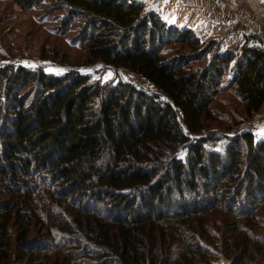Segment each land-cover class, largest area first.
<instances>
[{"label": "trees", "instance_id": "trees-1", "mask_svg": "<svg viewBox=\"0 0 264 264\" xmlns=\"http://www.w3.org/2000/svg\"><path fill=\"white\" fill-rule=\"evenodd\" d=\"M14 1L157 91L0 66V264H264V137L211 132L223 93L263 108L264 52L141 0Z\"/></svg>", "mask_w": 264, "mask_h": 264}, {"label": "rangeland", "instance_id": "rangeland-1", "mask_svg": "<svg viewBox=\"0 0 264 264\" xmlns=\"http://www.w3.org/2000/svg\"><path fill=\"white\" fill-rule=\"evenodd\" d=\"M141 1L144 2L145 12L155 11L170 24L188 27L203 42H215L214 49L240 54L248 34L264 30V0ZM55 16L56 13L48 11L43 5L22 9L14 0H0V66L23 65L32 69L42 68L57 75L76 69L103 84L123 80L139 88L157 91L149 80L127 69L110 67L102 62L88 63L87 52L78 42L77 33L60 31ZM217 20L219 23L214 24ZM206 23L216 26L208 35L199 28L200 24ZM212 118L211 132L235 135L240 133V127H247V131L259 138L264 137V106L248 118L243 105L231 92L223 93L213 105ZM229 126L233 127L230 131L227 130ZM216 142L208 145L221 144L222 141Z\"/></svg>", "mask_w": 264, "mask_h": 264}, {"label": "built area", "instance_id": "built-area-1", "mask_svg": "<svg viewBox=\"0 0 264 264\" xmlns=\"http://www.w3.org/2000/svg\"><path fill=\"white\" fill-rule=\"evenodd\" d=\"M232 26H234V24H231ZM247 44L249 46H252L253 48L264 52V30L263 29H259L256 31H251L248 34V39H247ZM146 91H149L148 89L145 88ZM247 127H240V129L238 130L240 133L243 131H247ZM189 134V133H187Z\"/></svg>", "mask_w": 264, "mask_h": 264}, {"label": "crops", "instance_id": "crops-1", "mask_svg": "<svg viewBox=\"0 0 264 264\" xmlns=\"http://www.w3.org/2000/svg\"><path fill=\"white\" fill-rule=\"evenodd\" d=\"M191 1H187V3H190ZM219 20H217V21H215V23L214 24H217V23H219L218 22ZM199 28H202L203 29V32L202 33H205V34H209L210 32H212V30H213V28H216V26L215 25H213V26H210L208 23H206V24H200L199 25ZM202 35V34H201ZM221 51H223V50H221Z\"/></svg>", "mask_w": 264, "mask_h": 264}]
</instances>
